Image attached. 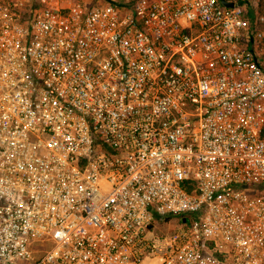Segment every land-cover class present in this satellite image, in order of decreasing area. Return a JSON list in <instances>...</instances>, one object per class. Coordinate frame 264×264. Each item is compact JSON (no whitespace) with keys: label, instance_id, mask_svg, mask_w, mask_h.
<instances>
[{"label":"built area","instance_id":"1","mask_svg":"<svg viewBox=\"0 0 264 264\" xmlns=\"http://www.w3.org/2000/svg\"><path fill=\"white\" fill-rule=\"evenodd\" d=\"M0 264H264V12L0 0Z\"/></svg>","mask_w":264,"mask_h":264},{"label":"rangeland","instance_id":"2","mask_svg":"<svg viewBox=\"0 0 264 264\" xmlns=\"http://www.w3.org/2000/svg\"><path fill=\"white\" fill-rule=\"evenodd\" d=\"M101 1H106V0H101ZM110 1H116V2H130L131 0H110ZM249 3H250V6L254 7V8H258L260 12H264V0H248ZM238 4H241L243 3L244 1L240 2V0H237L236 1ZM98 4V2H94L92 3V5H96ZM173 223H175V221H173ZM173 227V224H169L165 227H160L158 229V234H161V233H165V231L168 232V230H171ZM49 246H51L50 244H48Z\"/></svg>","mask_w":264,"mask_h":264},{"label":"water","instance_id":"3","mask_svg":"<svg viewBox=\"0 0 264 264\" xmlns=\"http://www.w3.org/2000/svg\"><path fill=\"white\" fill-rule=\"evenodd\" d=\"M221 3L227 7H234L236 5L235 0H220Z\"/></svg>","mask_w":264,"mask_h":264},{"label":"crops","instance_id":"4","mask_svg":"<svg viewBox=\"0 0 264 264\" xmlns=\"http://www.w3.org/2000/svg\"><path fill=\"white\" fill-rule=\"evenodd\" d=\"M84 2H86L88 5H92V3L96 2H101V0H83Z\"/></svg>","mask_w":264,"mask_h":264},{"label":"trees","instance_id":"5","mask_svg":"<svg viewBox=\"0 0 264 264\" xmlns=\"http://www.w3.org/2000/svg\"><path fill=\"white\" fill-rule=\"evenodd\" d=\"M235 1H237V0H235ZM242 1H245V0H240V2H242Z\"/></svg>","mask_w":264,"mask_h":264}]
</instances>
